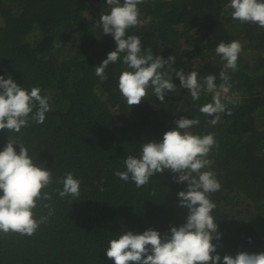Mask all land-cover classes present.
<instances>
[{"label":"trees","instance_id":"obj_1","mask_svg":"<svg viewBox=\"0 0 264 264\" xmlns=\"http://www.w3.org/2000/svg\"><path fill=\"white\" fill-rule=\"evenodd\" d=\"M230 0H145L138 5L140 19L151 22L131 27L126 35L141 39L142 50L154 56L176 57L174 68L199 77L216 75L224 61L215 53L220 42L242 45L237 69L228 70V104L232 115L220 113L212 126L199 108L212 102L202 92L193 101L187 89L166 93L161 102L151 88L139 105L128 106L118 89L125 70L123 54L95 75L110 51L112 35L95 22L108 14L107 0H0V76L9 75L29 92L40 89L50 111L38 124L29 120L19 133L0 130V151L8 137L22 141L38 166L52 171L53 182L42 192L35 218L48 216L31 235H0V264H114L106 255L111 239L127 231L148 229L163 238L170 227L186 223L188 210L179 206L178 193L187 182L177 183L170 171L158 173L137 188L114 172L125 171L124 160L139 158L143 143L160 142L176 128L181 117L199 119L186 130L194 135L214 134L217 142L208 159L221 184L209 194L216 208L211 215L221 233L216 253L235 255L264 252V28L233 20ZM19 154V145H14ZM80 180V195L60 198L57 183L67 173ZM103 189V190H101ZM2 195V193H0ZM251 240V242H249Z\"/></svg>","mask_w":264,"mask_h":264},{"label":"clouds","instance_id":"obj_2","mask_svg":"<svg viewBox=\"0 0 264 264\" xmlns=\"http://www.w3.org/2000/svg\"><path fill=\"white\" fill-rule=\"evenodd\" d=\"M144 2L107 0L110 12L101 14L95 25L103 34L112 35L117 47L95 67V75L105 79V69L123 54L126 67L119 76L118 89L128 106L139 105L149 88L164 102L166 93L177 91L172 82L175 75L180 81L179 88L187 89L193 101L199 100L202 92L212 94V102L199 108L202 114L213 117L208 120L210 125L215 126L220 121V113L227 111V115H232L227 105L236 101L229 95L232 85L228 70L237 69L241 43L233 40L216 46L215 53L224 61L219 85L214 74L198 78L196 71L185 73L173 67L175 56L167 59L154 56L151 48L142 50L138 36L126 35L129 28L151 22V17L139 18L138 5ZM227 7L233 10V20L264 28V0H230ZM50 110L48 97L41 96L39 88L33 87L29 92L18 86L10 75L0 76V130L19 133L28 126L29 120L42 124ZM174 123L176 128L165 132L160 142L143 143L139 158L129 155L123 162L126 170H117L114 175L125 182L131 180L140 188L148 184L151 177L166 170L178 174L173 176L177 183L187 182L186 190L177 194L179 206L188 210L186 223L170 227L171 234L163 238L158 231L148 229L142 234L127 231L111 239L105 252L114 264H221V256L212 255L217 250L212 241L219 240L222 234L211 215L216 205L209 199V194L219 191L221 184L213 171L204 170L214 163L208 155L217 142L212 133L200 136L186 131L199 125V119L181 117ZM14 145H19V154ZM52 182V171L38 166L22 141L8 137L6 146L0 151V235L31 236L41 223L47 222L54 212L50 205H45L50 208L48 216L39 219L35 218L33 210L39 200H51V195L42 190ZM57 183L63 185L62 190H56L60 198L75 200L79 197L81 182L73 173H67ZM222 264H264V252L240 251L235 257L225 255Z\"/></svg>","mask_w":264,"mask_h":264}]
</instances>
